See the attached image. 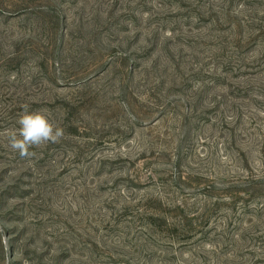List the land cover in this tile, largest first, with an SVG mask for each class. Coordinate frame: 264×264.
<instances>
[{
    "label": "rangeland",
    "instance_id": "obj_1",
    "mask_svg": "<svg viewBox=\"0 0 264 264\" xmlns=\"http://www.w3.org/2000/svg\"><path fill=\"white\" fill-rule=\"evenodd\" d=\"M0 264H264V0H0Z\"/></svg>",
    "mask_w": 264,
    "mask_h": 264
},
{
    "label": "clouds",
    "instance_id": "obj_2",
    "mask_svg": "<svg viewBox=\"0 0 264 264\" xmlns=\"http://www.w3.org/2000/svg\"><path fill=\"white\" fill-rule=\"evenodd\" d=\"M22 108L23 113L17 120L18 131L8 135V146L21 158H30L36 155L34 151H30L31 148H38L49 142H59L64 135V130L54 127L42 111L29 112L26 104Z\"/></svg>",
    "mask_w": 264,
    "mask_h": 264
}]
</instances>
